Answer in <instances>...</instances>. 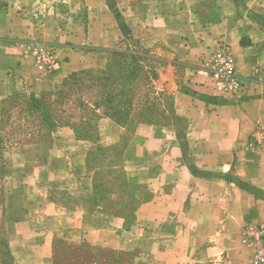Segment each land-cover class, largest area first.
Wrapping results in <instances>:
<instances>
[{"label":"crops","instance_id":"0c3cea01","mask_svg":"<svg viewBox=\"0 0 264 264\" xmlns=\"http://www.w3.org/2000/svg\"><path fill=\"white\" fill-rule=\"evenodd\" d=\"M71 1L69 25L61 26L68 33L59 28L56 0L0 8V118L10 97L56 90L69 74L102 68L109 54L127 51L109 0ZM112 1L137 43L132 51L165 64L159 90L177 119L141 125L125 151L149 197L141 191L127 232L116 214L90 218L45 196L41 212L25 220L19 213L8 224L17 229L11 248L21 264H53L57 239L132 252L135 264H252L241 238L249 225L264 223V143L249 149L264 126V0ZM221 47L244 85L236 95L217 93L205 71ZM43 48L65 60L59 71L39 70ZM43 146L9 153L12 181L34 167L27 156ZM8 198L17 208L24 201L14 189Z\"/></svg>","mask_w":264,"mask_h":264},{"label":"rangeland","instance_id":"374dc122","mask_svg":"<svg viewBox=\"0 0 264 264\" xmlns=\"http://www.w3.org/2000/svg\"><path fill=\"white\" fill-rule=\"evenodd\" d=\"M19 1L29 3L34 0H0V8L14 7ZM71 2V0H56V8L60 15L58 25L66 33L70 32V29H63L61 26L68 27L69 25L68 15L71 9L74 10ZM43 5L42 3L41 6L43 7ZM109 6L127 37L124 47L127 50H135L137 43L128 37V29L119 19L118 10L114 8L112 0H109ZM85 21L86 19L83 20V24ZM58 60L62 67L65 60L59 57ZM116 61H120V57L109 54L104 67L80 70L69 74L68 77L87 70H92L95 73L106 71ZM165 67V64L152 59L141 62V69L137 72L138 79L134 85V102L137 106V115L144 111V117L147 120L173 123L177 119L173 113L170 96L159 90L160 83L163 82L161 73ZM175 69L177 76L183 71L180 66ZM125 70L129 72L131 64H128ZM68 77L64 79L58 89L51 91L61 89ZM40 94L26 92L14 96L13 98L17 102L7 103L3 106L1 113L0 136L4 139L9 138L10 142H6V145L0 143V264H21V258L10 244L11 236L17 232V229L9 227L8 224L16 220L19 213L20 216H24L25 220L27 213H35L39 210L41 212L46 203L45 196L48 201L71 211H85V214L90 218L94 217L97 211L116 214L125 221L124 228L127 232L136 218V214L132 213L136 200L141 204L139 195L142 186L135 180L136 166L126 159L125 151L131 144L137 128L144 124L135 123V126L127 128L124 127L125 125H116L110 119H104L100 123L99 145L94 143L95 141L73 140L70 137L72 135L70 131L65 138L54 139L52 143L28 144L29 139H36V137L30 136V133L24 130L28 123H25L21 116V104ZM84 100L89 101L87 95L84 96ZM15 104L16 106H14ZM136 117L135 119H137ZM3 118H6V123H3ZM33 145H44L40 148L39 153L33 152L27 156L34 167L28 168L26 171L19 169L17 173L23 179L12 181L9 171L11 164L9 153L17 147ZM99 147L102 151L98 150ZM120 153H122L121 158ZM25 172L26 174H23ZM13 189L20 192L24 200L20 199L18 208L17 200L8 198ZM142 193L147 200L149 195L145 191ZM27 223L26 220L25 224L27 225ZM57 245L58 264H102L107 260L104 252L101 251L102 248L98 246L85 244L80 250H74L67 244L57 243ZM128 255L129 257L124 256L122 259L129 261L131 255ZM134 255L136 254L134 253Z\"/></svg>","mask_w":264,"mask_h":264},{"label":"trees","instance_id":"16d2710c","mask_svg":"<svg viewBox=\"0 0 264 264\" xmlns=\"http://www.w3.org/2000/svg\"><path fill=\"white\" fill-rule=\"evenodd\" d=\"M113 55L119 56L120 61H116L110 69L98 73L92 70L74 73L67 78L61 89L43 92L21 104V116L25 123H28L24 130L30 133V136L36 137V139H29L28 144L52 143L54 139L61 138L60 133L70 131L76 140L95 141L94 143L99 145L100 123L104 119H110L116 125H125L124 127L127 128L136 124L160 123L147 120L144 117V111L137 115V106L134 102L137 72L140 71L143 60L151 59L132 50L114 51ZM128 64H131V70L126 72L125 68ZM86 95L89 98L87 102L84 100ZM13 97L7 99L4 106L9 102L14 103L16 99ZM3 123H6V118H3ZM6 142H10L9 138L4 139L0 136V143L6 145ZM98 150L102 151L100 147ZM121 156L122 153L120 158ZM137 207L136 200L132 213L135 214ZM57 243L67 244L74 250H80L85 245L72 246L64 240H55L53 264H58ZM101 251L107 258L102 264H135V255L131 254L132 252H115L105 248ZM128 254L131 255L130 260L124 261L122 258L129 257Z\"/></svg>","mask_w":264,"mask_h":264},{"label":"built area","instance_id":"2783aa9c","mask_svg":"<svg viewBox=\"0 0 264 264\" xmlns=\"http://www.w3.org/2000/svg\"><path fill=\"white\" fill-rule=\"evenodd\" d=\"M36 55L40 71L55 73L61 69V63L54 52L43 48L38 50ZM205 71L213 89L221 95H236L244 87L241 77L237 73L234 58L224 47L217 51ZM263 143L264 126L260 125L257 136L250 143L249 149H254ZM241 242L249 249L252 264H264V223L246 227L242 233Z\"/></svg>","mask_w":264,"mask_h":264}]
</instances>
